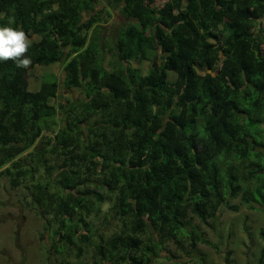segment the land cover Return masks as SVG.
Returning a JSON list of instances; mask_svg holds the SVG:
<instances>
[{
	"label": "trees",
	"instance_id": "trees-1",
	"mask_svg": "<svg viewBox=\"0 0 264 264\" xmlns=\"http://www.w3.org/2000/svg\"><path fill=\"white\" fill-rule=\"evenodd\" d=\"M107 8L126 20L111 45ZM10 19L30 63L0 60V178L27 189L51 251L153 264L182 233L210 245L193 218L264 210V0H0ZM58 62L79 99L56 104L53 77L29 89V67Z\"/></svg>",
	"mask_w": 264,
	"mask_h": 264
},
{
	"label": "rangeland",
	"instance_id": "rangeland-1",
	"mask_svg": "<svg viewBox=\"0 0 264 264\" xmlns=\"http://www.w3.org/2000/svg\"><path fill=\"white\" fill-rule=\"evenodd\" d=\"M161 4V2H158ZM102 7L99 2L97 9ZM106 21L95 31L104 37L111 45V37L115 29L126 23L116 8H107ZM134 67L145 74L150 64L146 61L134 63ZM200 74L203 70H198ZM28 87L36 90L44 77L55 78L59 84L61 99L72 100L80 98L78 92L64 89V63L58 62L49 66H33L28 69ZM60 123L44 131L50 135ZM34 150L28 152L33 157ZM27 189H13L6 177L0 178V264H59L65 260L68 264H93V251L84 248L77 256L73 249L70 255L51 251L53 242L42 219L31 205ZM232 204L238 205L237 212L222 210L210 227L196 218L192 224L201 238L210 245L196 241L191 245V239L183 233L177 241H165L162 250L153 259V264H257L259 251L264 248V241L259 237V230H264V210L255 204V208L241 205L238 200ZM115 222L97 223L98 231L105 236L118 230ZM191 230V228H189ZM104 237V236H103Z\"/></svg>",
	"mask_w": 264,
	"mask_h": 264
},
{
	"label": "clouds",
	"instance_id": "clouds-1",
	"mask_svg": "<svg viewBox=\"0 0 264 264\" xmlns=\"http://www.w3.org/2000/svg\"><path fill=\"white\" fill-rule=\"evenodd\" d=\"M10 19L6 25L0 26V60L12 59L17 66L26 67L30 58L24 54L30 47V41L19 27H13Z\"/></svg>",
	"mask_w": 264,
	"mask_h": 264
},
{
	"label": "water",
	"instance_id": "water-1",
	"mask_svg": "<svg viewBox=\"0 0 264 264\" xmlns=\"http://www.w3.org/2000/svg\"><path fill=\"white\" fill-rule=\"evenodd\" d=\"M218 61H216V63H217Z\"/></svg>",
	"mask_w": 264,
	"mask_h": 264
}]
</instances>
